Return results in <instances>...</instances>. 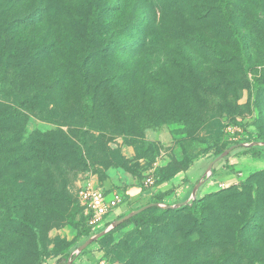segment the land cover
<instances>
[{"label":"rangeland","instance_id":"1","mask_svg":"<svg viewBox=\"0 0 264 264\" xmlns=\"http://www.w3.org/2000/svg\"><path fill=\"white\" fill-rule=\"evenodd\" d=\"M61 1L44 0L49 15L60 14V4L77 2ZM125 1L139 22L142 0ZM229 1L231 23L248 39L247 78L233 59L237 49L226 21L212 17L195 26L185 2L164 8L168 24L162 25L158 15L151 31L158 36L152 38L154 54L146 55L150 61L143 62L144 67L137 62L132 86L122 85L114 114L100 109L90 116L84 109L73 79L75 53L57 50L28 69L13 65L14 61L0 64V117H4L0 123V264H55L65 249L83 244L80 229L89 228L77 193L86 184L94 183L107 194L119 192L123 207L134 205L135 200L125 194L133 187L143 192V205L157 194H162L163 202L175 203L191 170L199 164L203 169L214 152L259 134L264 137V90L255 97L251 87L254 76L264 84V0ZM33 7L21 3L9 8L26 14ZM4 17L9 21L12 13ZM172 27L177 28L175 33ZM189 27L216 44L230 61L199 69L198 82L176 79L181 109L171 114H185L186 122L173 117L160 124L157 119L170 110V93L159 91L153 82L178 77L179 71L171 68L165 54L174 56L177 50L189 54L183 35ZM136 58L141 60L142 55ZM142 84L148 88L145 96L137 94ZM151 90L159 92L156 97ZM234 150L214 166L225 168L227 174H243L242 181L251 175L254 183L246 189L238 185L213 191L210 187L200 195L209 179L216 180L211 175L198 190L202 225L186 211L136 229L130 224L89 245L72 264H167L193 258L201 264H264V172L254 175L264 169L249 170L252 155ZM259 154L264 157V151ZM229 158H238V165H227ZM165 184L166 188H158ZM252 201L256 212L247 220ZM101 229L90 231L95 234Z\"/></svg>","mask_w":264,"mask_h":264},{"label":"trees","instance_id":"2","mask_svg":"<svg viewBox=\"0 0 264 264\" xmlns=\"http://www.w3.org/2000/svg\"><path fill=\"white\" fill-rule=\"evenodd\" d=\"M36 1L0 0V64L2 63L5 65L14 61L13 65L22 64L25 69H28L51 53L57 54V50L62 54L65 52L75 53L78 59L72 67L74 70L73 79H75L78 85V91L83 100L84 109L91 113L90 116H92L93 113L99 112L100 109L112 112V114L115 113L118 108L117 105L115 106V101L122 85L125 84L126 88L132 86V82L136 75L135 68L137 62H141V65L144 67L143 62L147 63L150 61V59H146V55L150 57L151 54H154L152 51V38L157 35L151 32L154 30L153 24L155 25L158 15H162L160 17L162 25H164V23L168 24V22L164 20V18H166L164 8L172 3L185 2V8L190 14L195 26L205 23L212 17L224 19L226 21V31L237 49V53L233 56V59L237 61L243 77L247 78L250 71L248 62L250 58L248 53V39L246 34L240 33L236 26L231 23V14L228 11L230 4L229 0H142L141 7L143 8V12L139 22L136 21L133 13L129 12L130 7H125L127 2H124V0H77V2L72 5L71 3L60 4V10L57 11L60 12V14L57 16L56 14L49 15L50 10L45 5L44 0ZM21 3H30V5L34 7L26 14H23L25 12H18V10L10 11V6ZM8 13H12V19L9 21L5 20L4 17ZM148 17L151 18L149 24ZM169 24L171 25V21ZM173 29V33H175L177 28ZM189 29L190 30L186 33H183L185 37V47L189 49V54L186 56L182 50H177L174 56L165 54L166 61L171 68L175 66L177 71H179L175 72L178 73V77H169L167 80L160 79L159 77L155 78L153 82L154 87H157L159 91L160 89L163 91L167 89L168 94L170 93V110H168L164 117L157 119V122L160 124H162V122L166 123V121H169V119L173 117H176V119L181 122H186L187 117L185 114H171L181 109V102L178 100L175 93L177 85L176 79L182 82L190 78L198 82V75L200 74L197 72H201L199 69L204 66H212L215 63L220 64L230 61L222 57L216 44L208 42L207 39L199 33L192 31L195 30L194 27H189ZM51 30L54 31L53 34ZM135 32L136 35L134 36ZM34 34L38 35L35 39L32 37ZM137 38L139 42L136 43L135 40ZM137 46L142 48L139 50ZM192 52L200 57L193 56L192 58L190 56ZM137 54L140 56L142 55L141 60L136 58ZM60 59L63 62V59ZM145 76L147 75L143 74V78H145ZM251 87L255 97H258L261 90H264V84L256 76L251 78ZM147 89L146 85L142 84L139 89H137V94L140 92V95L145 96ZM151 92L154 97L159 93L154 90H151ZM186 93V91L183 92V94ZM151 100V97L148 98V103ZM189 114L191 115L192 113L189 112ZM3 119L4 117H0V123H2ZM257 141L264 142L263 134H259L257 137L246 141L233 143L227 148L243 142ZM226 149L214 152L212 160ZM238 149L242 150L243 155L250 154L254 159L259 158L260 151H264L263 147ZM233 151L222 160L227 159ZM0 172H2L1 169ZM263 172L264 170H261L255 172L256 174L254 175ZM213 173L214 168H212V175ZM250 178H252L251 175L237 185L229 186L226 190L235 189L238 185L243 186V189L250 188L254 183ZM162 182L163 181L158 182L157 185H160ZM239 193L240 192H237L236 194ZM214 194V192L208 193L206 196H212ZM201 199L202 198L197 197V199L192 202L191 206L185 205L173 210H161L156 207L148 208L120 224L116 229L94 243H98L110 237L115 231L127 225L132 224L136 229L155 220L162 219L161 221L164 222L165 219L163 218L166 215L175 218L177 214L182 211H186L194 222H198L202 225L203 214L197 209V204ZM161 202H163L162 194H157L151 202L145 205ZM254 202L256 201H252L249 207L247 220L256 212L254 209ZM140 207L130 209L127 214ZM123 216L124 215L117 219ZM109 223L110 222L105 223L101 230ZM90 229L91 228L84 229L83 227L80 229L85 240L94 234ZM77 247L78 246H74L71 249H65L63 255L55 264H66L70 253ZM85 250H83L81 254H83ZM167 264L201 263L197 258H193L192 260L190 259L182 262L170 261Z\"/></svg>","mask_w":264,"mask_h":264},{"label":"crops","instance_id":"3","mask_svg":"<svg viewBox=\"0 0 264 264\" xmlns=\"http://www.w3.org/2000/svg\"><path fill=\"white\" fill-rule=\"evenodd\" d=\"M228 161L229 162H227V165H232L234 168V167H236L235 165H238L239 159L238 158H231V159L229 158ZM209 163L203 164V169H202V167H200V164H199V167L197 169L194 168L193 170H191L192 172H190L191 175L188 178V182H186V184L183 185V187L180 189V193L178 194L179 199L176 200L175 203L184 202L188 199L187 197L191 193L193 186L197 183L199 178L202 176V174L206 170ZM213 168H214V173H213V176L211 178L216 177V180L215 179L214 180L209 179L206 182L205 187L202 188L200 195L204 194L207 188L213 187L214 188L213 191H216V190L221 189L222 187H225V186L237 185L239 182L242 181L241 178H242L243 174H238V175L227 174L224 170L225 168H221L219 166H213ZM250 169H256V171L264 169V157L261 156L257 159H254L252 161V163L249 165V170ZM238 176H241V177H238ZM93 185H96V184L93 183ZM97 187H98V185H97ZM166 187H167V185L165 184V185H162L158 188H166ZM125 194L129 198L135 200L134 205L130 206V207H123L122 204H120L115 209H113L106 216L104 222L96 228L103 227V225L105 223L116 220V218L127 214V212L130 209L138 208L145 203V202L143 203L144 199L142 198L143 192L138 188L133 187V188L127 190L125 192ZM200 195L197 192V197H200ZM166 203L167 204H175L174 202H166Z\"/></svg>","mask_w":264,"mask_h":264},{"label":"water","instance_id":"4","mask_svg":"<svg viewBox=\"0 0 264 264\" xmlns=\"http://www.w3.org/2000/svg\"><path fill=\"white\" fill-rule=\"evenodd\" d=\"M252 147H263L264 148V142L262 141H257V142H243L238 145H233L226 150H224L218 157H216L214 160H212L202 176L199 178L197 183L193 186L192 191L190 193V196L188 199L184 202L180 203H175V204H167L165 202L161 203H153V204H148L143 207H140L139 209L132 210L128 214L124 215L120 219H116L111 221L103 230L100 232H97L90 236L83 244L75 248L69 255L66 264H72L74 262V259L79 256L83 250H85L89 245L92 243L96 242L98 239L102 238L106 234L110 233L112 230L116 229L120 224L124 223L125 221L129 220L130 218L134 217L135 215L141 213L142 211L151 208V207H156L161 210H173V209H178L182 206L188 205L191 206L192 202L197 199V192L199 188L204 184L205 181H207L211 175H212V168L213 166L220 160L224 159L225 157L228 156V154L233 151L234 149L237 148H252Z\"/></svg>","mask_w":264,"mask_h":264},{"label":"built area","instance_id":"5","mask_svg":"<svg viewBox=\"0 0 264 264\" xmlns=\"http://www.w3.org/2000/svg\"><path fill=\"white\" fill-rule=\"evenodd\" d=\"M146 183L152 184V181L147 179ZM77 199L87 226L93 229L102 224L106 216L121 204L122 196L116 191L107 194L102 188L89 183L80 188Z\"/></svg>","mask_w":264,"mask_h":264}]
</instances>
